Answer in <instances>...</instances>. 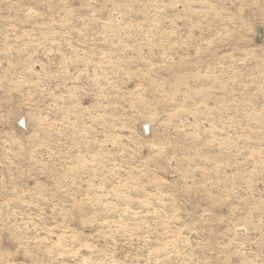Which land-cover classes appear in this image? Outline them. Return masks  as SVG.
I'll list each match as a JSON object with an SVG mask.
<instances>
[{"label":"rangeland","instance_id":"rangeland-1","mask_svg":"<svg viewBox=\"0 0 264 264\" xmlns=\"http://www.w3.org/2000/svg\"><path fill=\"white\" fill-rule=\"evenodd\" d=\"M0 264H264V0H0Z\"/></svg>","mask_w":264,"mask_h":264}]
</instances>
